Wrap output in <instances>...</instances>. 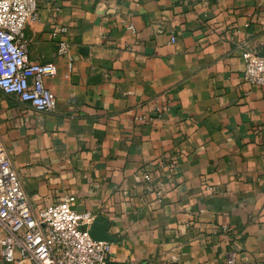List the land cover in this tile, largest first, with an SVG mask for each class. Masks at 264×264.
<instances>
[{"label": "crops", "instance_id": "1", "mask_svg": "<svg viewBox=\"0 0 264 264\" xmlns=\"http://www.w3.org/2000/svg\"><path fill=\"white\" fill-rule=\"evenodd\" d=\"M37 1L28 55L56 64V107L0 90L33 205L75 195L109 223L112 262L264 264V86L242 57L264 49V0Z\"/></svg>", "mask_w": 264, "mask_h": 264}, {"label": "built area", "instance_id": "2", "mask_svg": "<svg viewBox=\"0 0 264 264\" xmlns=\"http://www.w3.org/2000/svg\"><path fill=\"white\" fill-rule=\"evenodd\" d=\"M38 16L37 0H0V90L17 95L39 111H52L57 97L45 78L55 76L57 66L32 62L27 49L26 29ZM67 33L61 26L51 32L60 56L70 52V42L61 39ZM242 57L243 81L264 86V56L256 48H247ZM142 181L147 191L154 190L152 174L143 173ZM76 203V196L68 194L36 208L0 135V249L4 264H107L112 244L92 238L90 230L97 215L78 212Z\"/></svg>", "mask_w": 264, "mask_h": 264}, {"label": "water", "instance_id": "3", "mask_svg": "<svg viewBox=\"0 0 264 264\" xmlns=\"http://www.w3.org/2000/svg\"><path fill=\"white\" fill-rule=\"evenodd\" d=\"M261 56H264V49L260 53ZM109 223L107 220L98 219L96 220L90 230V234L92 238L96 241H105V242H112L113 237L108 234ZM107 264H123L119 262H112L109 261Z\"/></svg>", "mask_w": 264, "mask_h": 264}]
</instances>
